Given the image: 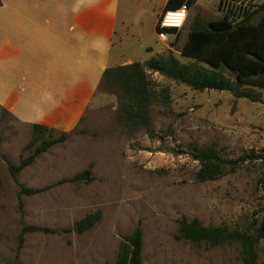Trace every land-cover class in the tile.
<instances>
[{
  "label": "rangeland",
  "instance_id": "obj_1",
  "mask_svg": "<svg viewBox=\"0 0 264 264\" xmlns=\"http://www.w3.org/2000/svg\"><path fill=\"white\" fill-rule=\"evenodd\" d=\"M167 0H121L114 54L133 62L172 55L184 64L212 69L184 57L182 49L196 21H239L264 0H198L188 8L185 26L166 40L156 31ZM263 13L256 15L257 23ZM119 57V58H121ZM221 72L234 82L231 69ZM156 91L149 126L133 129L122 120V92L102 83L99 95L70 131L18 175L20 185L44 189L20 195L9 164L19 166L48 134L35 140L33 126L21 123L0 105V264H116L123 239L141 225L143 264H243L236 245L212 247L176 239L178 220L198 219L206 227L246 231L264 218V162L246 163L210 182L197 181L196 147L226 159L264 151V87L241 85L250 98L232 92L194 91L187 85L151 74ZM62 130L54 129L51 138ZM33 143L30 149L29 144ZM87 169L90 183H64ZM23 207L20 208V202ZM100 211L91 230L64 233L87 215ZM26 226L57 234L27 233ZM264 264V241L257 247Z\"/></svg>",
  "mask_w": 264,
  "mask_h": 264
},
{
  "label": "trees",
  "instance_id": "obj_2",
  "mask_svg": "<svg viewBox=\"0 0 264 264\" xmlns=\"http://www.w3.org/2000/svg\"><path fill=\"white\" fill-rule=\"evenodd\" d=\"M198 0H168L165 3L163 13L180 9L183 5L188 8L196 4ZM2 1L0 0V7ZM264 14V4L255 11H244L239 21L232 20L231 15H225L222 19L208 24L196 21L191 27L188 40L185 43L182 54L194 60L208 64L212 69H205L197 65L179 62L172 55L165 58L154 59L146 62H134L130 65L111 67L106 69L102 83L116 85L122 92V107L120 116L129 127L133 129L144 128L151 123V107L156 99V91L150 81L151 74L160 76L187 85L194 91H218L232 92L236 98H250L240 90L241 85L264 87V16L257 22L252 19ZM158 34L162 33L158 25ZM165 33L174 35L177 29H168ZM223 67L232 70L234 82L221 72ZM35 140L48 134V138L42 139L39 146L31 155L23 159L19 166L9 164V172L20 186V195L33 196L46 191L44 189L26 188L19 184L18 175L35 160L46 153L54 145L63 143L68 139L64 133L59 138H51L54 129L33 125ZM33 143L27 146L30 149ZM193 158L200 163L197 171V181L210 182L236 172L246 163L262 160L264 151L257 153L252 151L237 159L223 158L219 153L210 148L196 147ZM92 171L87 169L75 177L60 181L64 183H90L93 181ZM20 202V201H19ZM23 207L20 202V208ZM102 219V213L96 211L78 221L73 228L64 230V233L76 232L83 234L91 230ZM179 233L176 239L192 244H207L212 247L222 245H236L240 251L243 264H258L257 247L264 241V218L259 226L252 225L246 231L231 230L228 226L206 227L200 220H190L183 217L178 220ZM27 233L57 234L58 232L45 227L26 226L22 230L20 244L24 243V235ZM143 230L139 225L134 232L123 239L118 261L116 264H143L144 238Z\"/></svg>",
  "mask_w": 264,
  "mask_h": 264
},
{
  "label": "crops",
  "instance_id": "obj_3",
  "mask_svg": "<svg viewBox=\"0 0 264 264\" xmlns=\"http://www.w3.org/2000/svg\"><path fill=\"white\" fill-rule=\"evenodd\" d=\"M1 1V107L21 123L69 133L106 69L134 63L114 54L121 0Z\"/></svg>",
  "mask_w": 264,
  "mask_h": 264
},
{
  "label": "built area",
  "instance_id": "obj_4",
  "mask_svg": "<svg viewBox=\"0 0 264 264\" xmlns=\"http://www.w3.org/2000/svg\"><path fill=\"white\" fill-rule=\"evenodd\" d=\"M188 15L189 10L187 5H183L178 10L163 13L157 23L159 29L162 31L158 35L159 38L166 40L169 34L165 33V31L168 29H177V31H180L185 26Z\"/></svg>",
  "mask_w": 264,
  "mask_h": 264
}]
</instances>
